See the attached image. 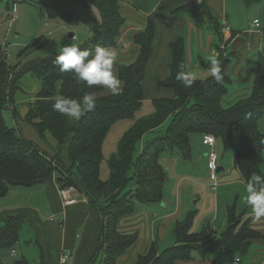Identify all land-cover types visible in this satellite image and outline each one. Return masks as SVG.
I'll return each instance as SVG.
<instances>
[{
    "label": "trees",
    "instance_id": "obj_1",
    "mask_svg": "<svg viewBox=\"0 0 264 264\" xmlns=\"http://www.w3.org/2000/svg\"><path fill=\"white\" fill-rule=\"evenodd\" d=\"M262 1L264 0H245L248 5ZM90 2L101 14V19L96 25L94 37L78 47L94 52L96 46H115L125 23L120 0ZM185 8L197 12L218 34L216 48L223 81L217 83L211 76L204 80L196 79L191 88H188L176 79L181 64L187 71L186 40L180 36L171 45L170 75L158 81L160 88L173 89L175 96L154 99L153 111L139 118H135V115L144 104L143 81L155 35L151 19L148 20L146 30L134 37L140 47L137 59L131 64L119 66V78L123 81V92L119 95H103L101 85L89 87L78 81L74 73L61 72L54 63L57 54L29 61L14 72L12 64L7 63L8 59L0 49V197L14 187L42 186L55 173L62 176V179L58 178L61 189L71 186L78 189L81 186L104 218L99 248L105 249L104 264H116L117 257L130 248L135 240L132 236L119 232L116 220L132 213L137 201L146 203L160 199L165 180V172L159 163L160 153L175 147L183 152L187 151L192 134L213 133L226 147L233 140H238L236 161L246 182L254 173L264 175V134L258 126L259 119L264 116V48L253 69L252 94L228 104L226 95L231 80L226 71L230 57L223 48V25L204 2L185 5L181 9ZM203 65L210 68V64L203 62ZM28 71H32L42 81V88L34 101L29 103L25 120L41 137H50L56 145L54 149L29 140L20 129L19 106L14 96L21 89L18 81ZM89 93L96 96V107L79 120L53 110L56 96L80 100ZM9 98L14 113L9 105ZM8 113H12L16 127L9 125ZM128 118L133 123L118 143L116 153L109 158L110 176L104 180L100 175L104 142L112 125L120 119ZM168 121L171 123L165 135L150 140L139 148L147 133ZM64 145L69 162L61 158ZM71 168H77L80 173L78 183L72 178ZM130 181H135L132 190L121 195V190ZM20 227L19 218L6 220L4 226L0 227V247L11 250L12 244L18 239ZM190 227V218L178 223L174 230L176 245L162 252L152 246L134 264L189 262L195 259V253L205 256L215 249L240 253L248 250L251 242L258 237L256 231L242 222L234 208L229 209L228 227L219 236L210 225L201 232H193ZM118 238L122 240L115 242ZM20 263L21 261L17 262Z\"/></svg>",
    "mask_w": 264,
    "mask_h": 264
},
{
    "label": "crops",
    "instance_id": "obj_2",
    "mask_svg": "<svg viewBox=\"0 0 264 264\" xmlns=\"http://www.w3.org/2000/svg\"><path fill=\"white\" fill-rule=\"evenodd\" d=\"M48 1L51 4L48 6L53 9L67 12L68 8L61 4L60 0ZM202 2L209 6L221 25L224 22L222 33L226 45L225 53L230 57L226 72L231 82L232 78L235 82L232 90L226 95V102L231 104L237 99L252 94L254 87L249 86L248 82L251 78L254 81L253 69L264 48V31L253 25L256 19H260L257 15L251 23L242 25L232 14L236 8L243 7L245 0H120V10L125 17V23L121 28L117 44L108 47L117 53L113 70L118 76L119 66L133 63L139 55L140 47L134 40L135 35L146 30L149 19L153 21L155 27L151 58L143 81L144 100L146 98L153 102L157 98L175 96L173 89L160 88L158 81L170 75L171 45L180 36L186 40L187 71L197 73V79L204 80L211 77L209 68L203 65V62L209 64L208 57L213 54L218 58L219 53L216 48L219 42L218 34L197 12L181 9L185 5ZM225 25H228L230 30L225 31ZM20 80L18 85L22 89L25 83L24 79ZM121 83L123 87L122 80ZM102 89L103 95L110 94L103 86ZM39 92L32 95L33 99L29 103L34 101ZM17 94L15 93L14 99L19 110L25 107L20 122L24 121L28 126L24 135L42 146L43 140L25 120L29 106L23 105L16 97ZM192 137L187 151L183 152L175 147L160 153L159 163L162 168L164 160L169 159L171 163L170 173L166 174L163 169L165 180L160 199L146 203L137 201L132 213L116 220L119 232L135 238L133 245L117 257L116 264H134L138 257L146 255L152 246H156L157 250L162 252L176 245L175 227L187 218H190V228L193 232H201L210 225L219 236L228 227L230 208H234L242 222L248 224L258 234L250 246L254 245L256 252L257 245H263L264 248V235L259 232L264 233V219L255 221L246 204L247 182L237 165L238 147L231 156L221 157L217 188L214 189V180L208 171V153L198 146V139L195 142ZM203 146L206 145L203 143ZM163 152L166 154L161 158ZM262 169L264 171V164ZM166 184L168 188L165 187ZM36 189L40 190L36 191ZM31 195L35 197L34 202L29 199ZM38 196L41 197V202L35 201L38 200ZM73 196L75 202L67 204L61 195L58 174L55 173L42 186L14 187L0 197V227L4 226L8 219H20L21 227L15 243L22 238L27 247L21 254L20 264H91L98 258L102 250L99 248L103 215L98 206L80 190L76 189ZM12 247L13 257L16 255L18 257L17 249L13 244ZM3 249L5 248L0 247V264H5V256L1 252ZM28 250H31V253ZM7 251H10V248H7ZM64 252H70L67 262H62ZM17 262L14 261L13 264ZM178 264H204V262L197 261L195 257L194 260ZM234 264L237 263L234 261Z\"/></svg>",
    "mask_w": 264,
    "mask_h": 264
},
{
    "label": "rangeland",
    "instance_id": "obj_3",
    "mask_svg": "<svg viewBox=\"0 0 264 264\" xmlns=\"http://www.w3.org/2000/svg\"><path fill=\"white\" fill-rule=\"evenodd\" d=\"M48 2V0H0V49L2 51L4 47L6 48L8 54L7 63L12 64L11 67L14 72L29 61L58 54V49L65 45H83L90 41L96 33V25L101 19V14L94 6H92L90 0H60V3L68 8L67 12H61L53 9L48 6L50 4ZM242 6L243 7L240 6L236 8L232 13L235 17H237L239 23L247 25L248 22L251 23L253 21L255 15L260 17V19L264 22V1H262V3H257V5L251 4V6L245 2ZM14 11L18 14V20L15 25L13 24L10 28L11 24L9 22V18ZM71 34L74 36H70ZM25 48L27 49L24 50ZM23 50L25 52L21 56L20 54ZM249 76H252V74H249ZM22 79H24L23 81L25 84L22 86V89H20L22 90L20 93L16 92V94L18 93L16 97L23 105L28 106V103L33 99L32 95L41 91L39 89L42 88V85L41 81L32 71L26 72L21 77L20 81H22ZM234 84L235 82H233L232 78V82L228 84L229 91L232 90ZM248 85L252 88L254 87V81L252 78L250 82H248ZM23 105H21L20 108H22ZM24 110L25 107H23V110H19L20 115L18 117V122L21 127L20 129H22L23 133L26 132V127H28L24 121L20 123L23 119ZM152 111V100L145 98L144 104L135 115V118L148 115ZM7 116L9 125L16 127L17 124L12 113H8ZM170 121L147 133L148 135L146 134L147 136L145 135L143 140L140 142L139 148L146 145V143L150 140L165 135L167 128L171 123ZM132 123L133 120L128 118L120 119L112 125L103 146V160L100 173L102 179L105 180L109 178L110 167L108 160L114 153H116L118 143L126 131L131 127ZM258 126L260 131L264 134V116L259 119ZM194 134L195 135L193 137L191 136L192 139L195 140V142H197L198 139V146L203 150H206L208 153L210 148L209 146H203V134ZM41 139L43 140L41 143L43 147H51L52 149L55 148L56 145L50 137H41ZM238 145V140H233L230 145L226 147L217 139L215 150L220 155L221 160L223 155L226 157L231 156L235 152ZM61 150V158L66 162L68 157L66 146L64 145ZM137 154L138 152H136V155ZM163 154L166 153L163 152L161 154V158L163 157ZM164 161L163 169L166 174H168L170 173L169 167H171V163L169 159ZM71 175L77 183L80 181V173L77 168H71ZM61 177V175H58V178ZM171 180L173 179L171 178ZM134 183L135 181H130L121 190V195H124L132 190ZM165 187L168 188L167 184ZM42 188L43 187H41V189ZM37 190L40 189H36V191ZM29 199L34 202L35 197L31 195L29 196ZM35 201L41 202V197L38 196V200ZM259 232L261 235H264L262 231ZM120 240L122 239L118 238L115 242ZM19 241H21V243ZM19 241L14 244L18 251V257L17 255L13 257V250H1L3 256H5L4 263L13 264L14 261H20L22 259L21 254L27 247L26 242H24L22 238ZM255 248L256 247L253 245L250 246L248 250L240 253L212 250V252L207 253L205 256L200 255L198 252L194 255H196L197 261H202L204 264H234L236 257L240 258V262L237 264H262V261L264 260L263 245H257V252ZM28 251L31 253V250ZM105 255V250L102 249L98 258L92 261L91 264H104Z\"/></svg>",
    "mask_w": 264,
    "mask_h": 264
},
{
    "label": "clouds",
    "instance_id": "obj_4",
    "mask_svg": "<svg viewBox=\"0 0 264 264\" xmlns=\"http://www.w3.org/2000/svg\"><path fill=\"white\" fill-rule=\"evenodd\" d=\"M117 53L111 48L96 46L94 52L82 50L76 45H65L58 49L54 63L61 72H72L78 81L89 87L101 85L112 95L123 92L121 80L113 70ZM209 72L217 83L223 81L222 68L216 55L208 57ZM198 78L195 72L185 71L181 64L176 79L184 87L191 88ZM97 98L94 94H85L80 100L63 95L55 97L53 110L71 119L79 120L85 113L95 109ZM245 201L255 221L264 219V175L252 174L245 187Z\"/></svg>",
    "mask_w": 264,
    "mask_h": 264
},
{
    "label": "built area",
    "instance_id": "obj_5",
    "mask_svg": "<svg viewBox=\"0 0 264 264\" xmlns=\"http://www.w3.org/2000/svg\"><path fill=\"white\" fill-rule=\"evenodd\" d=\"M17 20H18V14L16 13V11H14L10 15V18H9V22L11 26H13V24L15 25ZM253 25L257 27L259 30L264 29V22L261 19H256L253 22ZM224 30L225 31L230 30V27L228 25L227 26L225 25ZM223 48L225 49L226 46L223 45ZM2 53H3V56H6V58L8 59V54H7V50L5 47L3 48ZM217 139L218 138L213 133H205L203 135V143L206 146H209L210 148L207 154L208 155V171H209L211 178L214 180V187H213L214 189L217 188V176H218L219 163H220V155L215 150ZM75 190L76 188L73 186L61 189V195L63 196L67 204H73L75 202V197L73 196ZM69 257H70V252H64L63 257H62V262H67L69 260ZM238 262H240V258L236 257L235 263H238ZM262 264H264V260L262 261Z\"/></svg>",
    "mask_w": 264,
    "mask_h": 264
},
{
    "label": "water",
    "instance_id": "obj_6",
    "mask_svg": "<svg viewBox=\"0 0 264 264\" xmlns=\"http://www.w3.org/2000/svg\"><path fill=\"white\" fill-rule=\"evenodd\" d=\"M70 36H74L73 34H71ZM48 57V56H47ZM45 58V57H44ZM41 59H43V58H41ZM9 105H10V107H11V110H12V112L14 113V108H13V106L11 105V99L9 98ZM59 179H62V178H59ZM78 190H80L81 192H83L84 190H83V188L80 186L79 188H78ZM84 193V192H83ZM85 194V193H84ZM86 195V194H85ZM102 223H104V218L102 217Z\"/></svg>",
    "mask_w": 264,
    "mask_h": 264
}]
</instances>
